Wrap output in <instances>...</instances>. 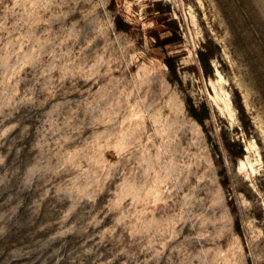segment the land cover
Instances as JSON below:
<instances>
[{
    "label": "rangeland",
    "instance_id": "374dc122",
    "mask_svg": "<svg viewBox=\"0 0 264 264\" xmlns=\"http://www.w3.org/2000/svg\"><path fill=\"white\" fill-rule=\"evenodd\" d=\"M0 264H264V0H0Z\"/></svg>",
    "mask_w": 264,
    "mask_h": 264
},
{
    "label": "trees",
    "instance_id": "16d2710c",
    "mask_svg": "<svg viewBox=\"0 0 264 264\" xmlns=\"http://www.w3.org/2000/svg\"><path fill=\"white\" fill-rule=\"evenodd\" d=\"M117 27L121 30H127L128 25L123 26V24L121 22H117ZM165 44H167L166 41H160L157 39V46L163 48L165 46ZM210 57L207 56L205 57L202 53L200 54L199 57V62L200 65L203 69V72L205 75H209L210 74V63H209ZM165 65L167 66L171 76H173V78L176 79V81H178L180 83L179 80V76H178V71H177V63L175 58L173 57H166L165 58ZM188 112L190 114V116L195 119L199 124L203 125L205 119H208L209 117V110L205 105L202 106H195L192 103H189L188 105ZM244 155V150L242 148L241 145H239V150H238V154H237V158H241Z\"/></svg>",
    "mask_w": 264,
    "mask_h": 264
}]
</instances>
